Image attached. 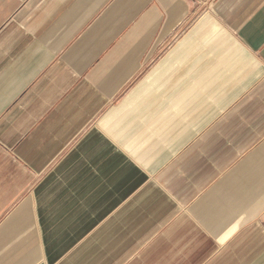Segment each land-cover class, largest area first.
<instances>
[{
	"label": "crops",
	"instance_id": "1",
	"mask_svg": "<svg viewBox=\"0 0 264 264\" xmlns=\"http://www.w3.org/2000/svg\"><path fill=\"white\" fill-rule=\"evenodd\" d=\"M0 0V264H264V0Z\"/></svg>",
	"mask_w": 264,
	"mask_h": 264
},
{
	"label": "built area",
	"instance_id": "2",
	"mask_svg": "<svg viewBox=\"0 0 264 264\" xmlns=\"http://www.w3.org/2000/svg\"><path fill=\"white\" fill-rule=\"evenodd\" d=\"M196 1L202 2L201 0H196Z\"/></svg>",
	"mask_w": 264,
	"mask_h": 264
}]
</instances>
